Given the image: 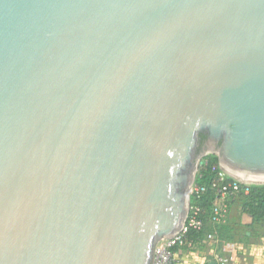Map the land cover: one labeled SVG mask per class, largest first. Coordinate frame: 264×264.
<instances>
[{
    "label": "water",
    "instance_id": "95a60500",
    "mask_svg": "<svg viewBox=\"0 0 264 264\" xmlns=\"http://www.w3.org/2000/svg\"><path fill=\"white\" fill-rule=\"evenodd\" d=\"M208 156L264 185V0H0V264H152Z\"/></svg>",
    "mask_w": 264,
    "mask_h": 264
},
{
    "label": "trees",
    "instance_id": "16d2710c",
    "mask_svg": "<svg viewBox=\"0 0 264 264\" xmlns=\"http://www.w3.org/2000/svg\"><path fill=\"white\" fill-rule=\"evenodd\" d=\"M219 172L218 161L214 156H208L203 159L196 177V190L191 196L189 214L190 217L195 216L200 225L196 228L187 225V231L182 235L184 245L182 248L178 247L175 249L179 259L188 253L198 257L199 249L205 244V237L209 234H214L220 242L230 238L228 237L226 226H217L210 222L212 208L216 197H218L212 186H226L234 183V181L226 177L223 182L219 183ZM246 189L247 193H244ZM225 198L229 200V203H232L234 199H240L242 212L249 215L253 223L264 225V185H238V191L233 192L228 189Z\"/></svg>",
    "mask_w": 264,
    "mask_h": 264
},
{
    "label": "crops",
    "instance_id": "0c3cea01",
    "mask_svg": "<svg viewBox=\"0 0 264 264\" xmlns=\"http://www.w3.org/2000/svg\"><path fill=\"white\" fill-rule=\"evenodd\" d=\"M224 226L230 238L205 244L203 254L193 264H219V258L226 260L225 264H264V225L253 223L242 212L240 199L229 204ZM182 258L178 264H183Z\"/></svg>",
    "mask_w": 264,
    "mask_h": 264
},
{
    "label": "built area",
    "instance_id": "2783aa9c",
    "mask_svg": "<svg viewBox=\"0 0 264 264\" xmlns=\"http://www.w3.org/2000/svg\"><path fill=\"white\" fill-rule=\"evenodd\" d=\"M219 169V167H218ZM219 183L223 182L225 177L231 179L234 181L233 184H228L226 186H221V185H213L212 189L216 193L218 197H216V201L213 205L211 216H210V222L213 225H224L226 223L227 219V214L229 211V200L225 198L226 192L228 189H231L233 192L238 191V185H243V186H250L247 184H241L238 181L230 178L227 176L223 171L219 169ZM194 184L191 188V196L194 194V191L196 188H193ZM203 191V190H201ZM244 193H247V189L244 191ZM191 210V206H190ZM197 211V210H195ZM190 214V211H189ZM188 214L187 221L185 228L179 236L169 239V240H161L159 241L153 252V259H152V264H178L179 263V258L177 256V253L175 252L176 248H182L183 241H182V235L187 231V225L190 227H199V223L197 222L195 216L190 217ZM205 241L209 243H215L218 240L214 236V234H209L205 237ZM219 264H225L226 260L224 259H218Z\"/></svg>",
    "mask_w": 264,
    "mask_h": 264
},
{
    "label": "rangeland",
    "instance_id": "374dc122",
    "mask_svg": "<svg viewBox=\"0 0 264 264\" xmlns=\"http://www.w3.org/2000/svg\"><path fill=\"white\" fill-rule=\"evenodd\" d=\"M197 174H198V172H197ZM197 174H196V177H197ZM195 183H196V178H195L193 188H195V186H196ZM190 201H191V199H190ZM207 243L208 242L206 241L205 244H207ZM205 244L199 249V252H198L199 254H197V255H199L198 257H196V255H192L191 253L190 254L189 253L184 254V256L182 258L183 264H193V261H195L197 258L199 259V257L203 254V252H201V250L206 248Z\"/></svg>",
    "mask_w": 264,
    "mask_h": 264
},
{
    "label": "flooded vegetation",
    "instance_id": "af4514ba",
    "mask_svg": "<svg viewBox=\"0 0 264 264\" xmlns=\"http://www.w3.org/2000/svg\"><path fill=\"white\" fill-rule=\"evenodd\" d=\"M206 143V138L205 137H201L200 140H199V146L200 147H203Z\"/></svg>",
    "mask_w": 264,
    "mask_h": 264
}]
</instances>
